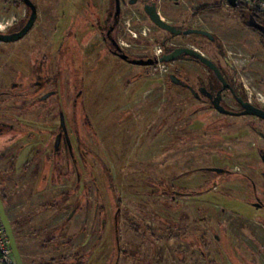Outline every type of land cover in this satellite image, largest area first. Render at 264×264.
I'll return each instance as SVG.
<instances>
[{
    "label": "rangeland",
    "instance_id": "obj_1",
    "mask_svg": "<svg viewBox=\"0 0 264 264\" xmlns=\"http://www.w3.org/2000/svg\"><path fill=\"white\" fill-rule=\"evenodd\" d=\"M33 1L38 18L29 33L0 41V71L8 67L1 71L0 124L18 126L20 145H29L22 152L23 167L38 175V189H50L55 181L63 208L77 207L78 251L88 253L84 259L93 253V264H214L216 257L231 264L228 254L204 257L206 250L254 264L250 251L255 249L264 264L251 238L264 241V206L250 203L264 205V122L225 116L171 84L169 74L183 79L184 69L207 78L209 71L199 62L146 67L114 54L106 34L115 22V0ZM143 1L121 0L113 37L124 52L132 58L157 55L165 50V39L170 47L195 46L219 64L230 61L250 99L264 108V41L241 22L238 11L224 3L195 16L219 0H153L164 20L181 29H206L216 38L171 36L153 23ZM29 14L21 0H0V31L24 25ZM52 74L58 77L57 93L42 99L53 84L37 90V77ZM21 101L24 116L17 111ZM63 114L69 131L76 118V136L70 134L75 165L56 148ZM15 135L8 139L0 133V146L7 147ZM78 139L84 149L76 148ZM28 158L37 160L35 169ZM132 224L142 227L141 234ZM203 237L209 249L203 248ZM239 246L248 259L241 258Z\"/></svg>",
    "mask_w": 264,
    "mask_h": 264
},
{
    "label": "crops",
    "instance_id": "obj_2",
    "mask_svg": "<svg viewBox=\"0 0 264 264\" xmlns=\"http://www.w3.org/2000/svg\"><path fill=\"white\" fill-rule=\"evenodd\" d=\"M7 68L4 66L1 71H6ZM16 83L19 86L20 83ZM0 104H3L1 98ZM20 106L18 114L24 116L27 108L23 107V103ZM0 127L2 134L10 135L8 139L16 133L20 135L12 137L7 147L0 146V189L4 191L6 211L16 231L25 264H70L66 259L67 255L78 250L76 218H72V210L70 207L63 208L61 189L55 181L50 189H38V175L32 172V168L25 170L23 167L22 152L24 148H29V145H20L22 134L17 129L18 126L2 123ZM5 128L7 129L4 130ZM29 160L30 163L33 162L32 158H28ZM30 163L28 162V165ZM32 164L35 169L37 160ZM47 197L51 201L41 204L42 199ZM62 256L65 257L61 258Z\"/></svg>",
    "mask_w": 264,
    "mask_h": 264
},
{
    "label": "flooded vegetation",
    "instance_id": "obj_3",
    "mask_svg": "<svg viewBox=\"0 0 264 264\" xmlns=\"http://www.w3.org/2000/svg\"><path fill=\"white\" fill-rule=\"evenodd\" d=\"M154 3L155 2L153 0H144L143 1V6H144L145 11L147 12V10L145 8L146 5H148V7H149V6H153ZM22 27H23V25L22 26L13 25L12 27L8 28L4 33H15L17 31H19ZM113 31H111L110 28H109L107 30V34H106V41L111 43V45H109L111 51H113V48L111 47L113 45V43H112L113 41L112 40L115 39L113 37ZM180 35H186V34H180ZM167 41H166V44H167ZM167 46H169V45H167ZM181 46L194 47L195 49L201 51L199 48H196L195 46H192V45H181V44H179V45H177L175 47H170L169 46V49H165L163 51V54L164 53H171L174 48L181 47ZM60 53H61V50H59L58 54H60ZM156 56H157L156 53H155V55L146 54L145 56L139 57V58L149 59V58H154ZM182 59H191V60H193L195 62L201 63L199 60H197L196 58L192 57L191 55L181 56V57L177 58L176 60L170 61L168 63L169 64L178 63ZM225 63H226V66L216 62V64L220 68L221 72L223 73V75H224V77H225V79L227 81L226 84L217 75H215V73L212 70H210L209 68H207L208 71H209V75H208L207 78H205L204 76L202 77L200 73H196V72H194V74H195V78H194V77L191 76L190 72L188 70H186V69H184V75H183L184 78L183 79L180 78V77H177L179 80L175 81L174 80V76L175 75L173 73L169 74V78H170V81H171L172 85H178V86H181V87L185 88L189 92V95H190L189 98L192 97V99H195L198 102H201V103H204V104H208V105H210V108H213L215 110H217V109L215 108L214 102L217 101L222 106H224L225 108H227V109H229L230 111L233 112L231 114L222 113L225 116H231V117L254 116V117H256L259 120L264 122L263 118H261L259 116H256V115L239 114L242 111H244V109H245L244 106L242 105L241 100L244 101V102H249V103H251V104H253L255 106H258V107H261V105L259 103L253 102L250 99V97L248 96V94L245 91V89L243 88L242 84L239 83V79H238V76L236 75V69L234 68V65L230 61H228L226 59H225ZM157 64L144 65V66H146V67H148V66H156ZM201 64L204 65L203 63H201ZM56 76L57 75H53V74L50 75L49 77L44 76L43 80H42V78L40 79L39 76L37 77L38 80L35 83L37 90L41 89V88L44 89V86L46 84H49V83L53 84V87H52V89L50 91H48L47 93H43L42 94V96H41L42 99H45L47 96H50V95H52V97H53L54 94L57 93L56 87L58 86V81L56 79L58 77H56ZM17 85L18 84L16 82H12V86L18 87ZM219 91H221V97H219V95H218ZM4 94L5 95L6 94L9 95L10 93L6 91V92H4ZM228 98H231L234 104L229 103L228 102ZM261 108H263V107H261ZM62 112L63 111H61L60 113L62 114ZM63 116H64V118L61 117V119H60V125H59V129L57 131L58 133L56 135V138H58V142L56 144V148L57 147H61V149L59 151V156L61 157L62 153L67 154L70 158L73 159L74 165H75V161L77 160L76 157H74L76 149H74V145H73V142H72L70 134L74 133V136H76V133H77L76 118L74 117L75 118L74 120L70 119V122H72V124H71V128L72 129H70V131H69V126H67V123H65V125H63V123H62L63 119H64V122H65V118H66V116L64 114H63ZM263 136H264V134H263ZM76 144H77L76 145L77 149H79V150L80 149H84L83 142L80 141L79 139L76 141ZM91 150H92V148H91ZM261 157H262V161H263V164H264V154ZM213 168H216V167H213ZM213 172L225 173L226 171L221 170V171H213ZM234 172H236V171H234ZM263 175H264V172H263ZM253 183H252V186L255 185V183L254 184ZM252 190H253V188H252ZM253 195L257 196V194H253ZM250 203L252 205H254V206H257V207H263L264 206L263 204L258 203V202H250ZM221 209L223 211L224 210L227 211L224 206H221ZM230 212L233 213L234 211L230 210ZM236 213H238V212H236ZM238 214L241 215L240 213H238ZM242 216L245 217L244 215H242ZM77 217H78V210H77V207L76 208L74 207L73 210H72V218H76L75 219L76 226H77ZM102 222H103V224H105L106 223L105 219ZM256 224H258V223H256ZM261 229L264 231V226H261ZM226 236H229L232 239V241H233L234 238L231 237L230 234H228ZM76 237H77V240H78L77 232H76ZM251 238L253 239L254 243L256 245H258V247H260V249L262 250L261 254L263 255V257H261V260L262 259L264 260V241L261 240V238L258 237L257 235H253ZM87 240H88V237L85 238V241L83 243L87 244ZM203 240H204L203 241V248L209 249V245L207 244L208 242L205 239V237H203ZM215 240L221 242L223 240V238H219L217 235H215ZM244 245L246 246L247 244L244 243ZM240 249H241V252H242L241 253V255H242L241 258L243 260H244V258L248 259L249 255L246 254L245 252H243L241 247H240ZM78 250H79V246H78ZM78 250L76 252H73L71 255H67L66 259H68L70 264H85L86 262H87V264H93V258H94L93 253L86 260V259H84V256L87 257L86 254H88V253L79 252ZM250 253H251V255L253 256V258L255 260L254 264H261L259 262V259H258V255L259 254L255 251V249L253 251L251 250ZM225 254H228V256H230L231 264H237V262L235 260V256L234 255H230L229 253L219 252V251L218 252H211L210 251V252L206 253V250H204V252H203V256L204 257H206V255H208V256L219 255V256L223 257ZM64 257L65 256H62L61 258H64ZM218 259L219 258H216V257L211 258V260H212V262L214 264H221V263L218 262ZM221 262H222V260H221ZM62 263H64V262H62Z\"/></svg>",
    "mask_w": 264,
    "mask_h": 264
},
{
    "label": "water",
    "instance_id": "obj_4",
    "mask_svg": "<svg viewBox=\"0 0 264 264\" xmlns=\"http://www.w3.org/2000/svg\"><path fill=\"white\" fill-rule=\"evenodd\" d=\"M30 9V14L29 17L26 21V23L23 25V27L15 32V33H4L2 31H0V41L1 42H12V41H16L19 40L21 38H23L31 29L32 27L35 25L36 20L38 18V9L36 4L34 3L33 0H22ZM136 0H130V3H135ZM229 3L231 6L236 7L237 6V2L236 0H229ZM121 0H115V22L114 24L110 27V30L113 31L115 29V26H117L118 22H119V17L121 14ZM146 10L148 12V15L150 17V19L153 21V23L155 25H157L158 27L169 31L170 33H172L173 35H180V34H191V33H195V34H200L203 36H207L210 39H214V35L206 30V29H201V28H188V29H181L179 27H177L176 25L164 20L157 8L156 3L153 4V6H149L146 5ZM250 24L257 28L261 33L264 34V25H262L261 23L257 22L255 19H251ZM113 46L115 47V49H113V53L118 55L121 59L131 63V64H137V65H154L157 64L159 62H170V61H174L177 58L181 57V56H185V55H191L192 57L196 58L197 60H199L201 63H203L205 66H207V68H209L210 70H212L215 75H217L225 84H226V79L223 75V73L221 72L220 68L218 67V65L216 64L215 61H213L212 59H210L209 57L205 56L201 51L193 48V47H189V46H181V47H176L173 49V51L171 53H164L162 54L160 57H154V58H149V59H144V58H132L131 56H129V54H127L126 52H124L123 48L119 45V43L117 42V40L113 39ZM174 80L177 81L179 80L176 76H174ZM219 97H221V91L218 92ZM242 105L244 106V111H242L239 114H252V115H256L259 116L261 118L264 119V109L258 106H255L249 102H244L242 101ZM215 108L224 114H231L233 113L232 111H230L229 109L225 108L224 106H222L219 102L215 101L214 102ZM64 121V119H63ZM2 132V128L0 127V133ZM212 170L214 171H221L222 169L220 168H212ZM0 219L2 221L6 236L8 238V242L10 245V248L12 250V254L13 257L15 259L16 264H25L24 259L22 257L21 251L19 249V245L17 242V238L14 232V227L13 224L8 216V213L6 211V206L4 203V200L2 198L1 192H0Z\"/></svg>",
    "mask_w": 264,
    "mask_h": 264
},
{
    "label": "trees",
    "instance_id": "obj_5",
    "mask_svg": "<svg viewBox=\"0 0 264 264\" xmlns=\"http://www.w3.org/2000/svg\"><path fill=\"white\" fill-rule=\"evenodd\" d=\"M22 1V0H21ZM260 2H264V0H258ZM23 2V1H22ZM224 3H227V5H229L231 8L235 9L236 11L239 12L240 14V20L241 22L249 29L253 30V31H256L260 34L262 40L264 41V34L261 33L257 28L253 27L251 24H250V21L251 19H255L257 22L261 23L262 25H264V7H259L257 4H254V5H251V6H248V5H244L242 3H237V6L236 7H233L230 5L229 3V0H219L217 3H215L214 5L212 6H203V7H200L199 9H197L194 13L195 16H199L200 14L202 13H206V12H209V11H212L215 7H220V6H223ZM171 36H174L173 34H171ZM214 38H216L214 36ZM168 39H165L163 42H162V45L165 47V49H169V46H167L166 44V41ZM107 169V168H106ZM0 192H1V195H2V198L3 200L5 199V194H4V191H2L0 189ZM140 226V225H139ZM138 225H135V224H132V228L134 229V231L137 233V234H141V230L140 228L142 227H139ZM147 231H152L151 230V227H147L145 226Z\"/></svg>",
    "mask_w": 264,
    "mask_h": 264
},
{
    "label": "built area",
    "instance_id": "obj_6",
    "mask_svg": "<svg viewBox=\"0 0 264 264\" xmlns=\"http://www.w3.org/2000/svg\"><path fill=\"white\" fill-rule=\"evenodd\" d=\"M236 2L248 6L257 4L261 8L264 7V2H260L258 0H236ZM162 52H163L162 49L158 50L157 53L158 57L162 54ZM0 264H16L1 219H0Z\"/></svg>",
    "mask_w": 264,
    "mask_h": 264
}]
</instances>
